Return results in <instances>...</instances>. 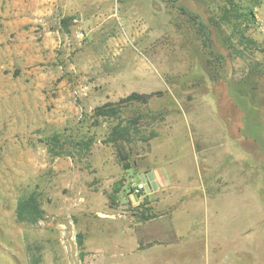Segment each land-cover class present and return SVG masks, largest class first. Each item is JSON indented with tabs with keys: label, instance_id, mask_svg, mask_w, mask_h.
Instances as JSON below:
<instances>
[{
	"label": "rangeland",
	"instance_id": "rangeland-1",
	"mask_svg": "<svg viewBox=\"0 0 264 264\" xmlns=\"http://www.w3.org/2000/svg\"><path fill=\"white\" fill-rule=\"evenodd\" d=\"M231 8L0 0V264H150V242L172 264H264V2L252 23ZM135 92L161 95L118 104ZM178 158L190 187L134 193ZM31 196L42 217L19 222Z\"/></svg>",
	"mask_w": 264,
	"mask_h": 264
},
{
	"label": "crops",
	"instance_id": "crops-1",
	"mask_svg": "<svg viewBox=\"0 0 264 264\" xmlns=\"http://www.w3.org/2000/svg\"><path fill=\"white\" fill-rule=\"evenodd\" d=\"M46 10L52 11V5L50 4L48 7H46ZM184 161L185 160L183 158L168 160L146 172L139 174L137 176L139 178L137 181V185L141 184L144 187V190L142 192L143 198L150 199V201L153 204L155 203L157 204L160 202L162 204L168 203V200H166V198L159 199L158 197L160 195L167 194L168 192H172L173 190L181 189V187H184L186 189L190 187V178H189V174H187L186 171L187 168L185 167V165H183ZM207 233L208 231H206V234ZM196 234L198 233L196 232ZM157 235L158 234L145 233L144 237L149 236L150 238ZM157 237L160 238V235ZM161 237H163V234L161 235ZM141 242L142 239L138 238L137 235V241H136L137 248L141 247ZM151 243L152 242L143 245L145 247L144 250L145 255L143 256L142 259L136 261L142 263L143 262L152 263V261L156 262L159 260L161 264H172L169 263L170 259L168 258V255L165 253V251L168 250V246L159 245V243H155V244H151Z\"/></svg>",
	"mask_w": 264,
	"mask_h": 264
},
{
	"label": "trees",
	"instance_id": "trees-1",
	"mask_svg": "<svg viewBox=\"0 0 264 264\" xmlns=\"http://www.w3.org/2000/svg\"><path fill=\"white\" fill-rule=\"evenodd\" d=\"M231 4L232 8L229 10L230 12H227L226 17L230 18L229 13L233 16V19L239 20V19H245L248 22L252 23L255 16L253 9L251 7H255L260 5L264 2V0H248L250 5L248 8H240L238 2H235L234 0H228ZM185 13L186 11L182 9ZM188 13V12H187ZM189 14V13H188ZM192 16L196 19V15L191 13ZM201 24V23H200ZM202 25V24H201ZM161 95L160 92H154L149 94H140V93H132L128 97L120 100L118 103L119 105H128L133 103H148L151 98ZM117 105V106H119ZM117 106L109 107V105H105L102 107H98L95 111V114L97 117H116L119 114L120 108ZM48 146L51 148V152L55 156H61L62 153V147L63 143L61 142L58 135H55L52 138L48 139ZM85 146H89V144H85ZM16 215L17 220L19 222H36L42 217V211L39 208V204L36 200L35 196H31L27 199H21L16 208Z\"/></svg>",
	"mask_w": 264,
	"mask_h": 264
},
{
	"label": "built area",
	"instance_id": "built-area-1",
	"mask_svg": "<svg viewBox=\"0 0 264 264\" xmlns=\"http://www.w3.org/2000/svg\"><path fill=\"white\" fill-rule=\"evenodd\" d=\"M81 37H83V34L81 35ZM143 190H144L143 185L139 184V185L136 186V188L134 190V193L136 195H140V194H142Z\"/></svg>",
	"mask_w": 264,
	"mask_h": 264
}]
</instances>
